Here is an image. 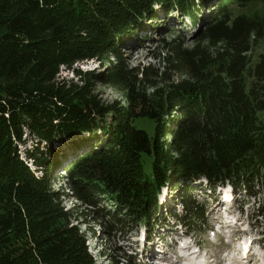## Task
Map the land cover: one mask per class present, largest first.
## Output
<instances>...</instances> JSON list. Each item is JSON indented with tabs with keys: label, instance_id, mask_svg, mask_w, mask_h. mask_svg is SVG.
Returning a JSON list of instances; mask_svg holds the SVG:
<instances>
[{
	"label": "trees",
	"instance_id": "obj_1",
	"mask_svg": "<svg viewBox=\"0 0 264 264\" xmlns=\"http://www.w3.org/2000/svg\"><path fill=\"white\" fill-rule=\"evenodd\" d=\"M252 1L0 0V264H99L73 220L136 218L152 233L167 224L165 188L183 206L166 213L190 229L209 220L193 192L227 184L260 195L263 215L264 53L255 64L251 53L264 16L232 9ZM156 35L159 66H131L125 52ZM110 57L106 73L74 68ZM62 66L78 79H58ZM98 83L127 103L104 101ZM138 118L155 123L152 135ZM60 169L81 207L66 208L67 191L54 188Z\"/></svg>",
	"mask_w": 264,
	"mask_h": 264
},
{
	"label": "rangeland",
	"instance_id": "obj_2",
	"mask_svg": "<svg viewBox=\"0 0 264 264\" xmlns=\"http://www.w3.org/2000/svg\"><path fill=\"white\" fill-rule=\"evenodd\" d=\"M232 9L235 10L236 15L247 14L260 17L264 16V1H252L245 6L233 5ZM174 23L173 27L177 28V25H174ZM155 24L161 23L156 22ZM183 26H186L185 28L188 29L189 34L196 31V27L193 25L191 19L185 20ZM178 27H181V25ZM166 30L168 32L170 29L167 28ZM178 33L179 29H173L167 36H177ZM159 38L160 35H156L149 43L146 42L144 47L137 45L135 42V47L133 46L131 50L125 52L126 61L131 66H145L151 63L155 67H158L159 61L156 57L159 54H162V56L164 54L162 46L159 47L158 43L155 42ZM261 53H264V37L259 40L251 53L253 64L257 63ZM114 62V57L104 59L94 58L80 61L74 65V68H79L83 71L93 70L98 73H106ZM63 77L78 79L73 69L66 66L61 67L58 79H62ZM96 90L99 96L106 102L117 100L121 103H127L125 93L112 84L98 83ZM136 125L146 129L150 135L154 133L155 123L152 120L138 118ZM84 144L83 141L79 142V146ZM26 147H32L30 139L27 140L25 145H20L23 156ZM39 174L41 173L39 172ZM64 174L63 169H60L58 174L55 175L56 182L54 183V188L59 189L63 187L67 191V195L63 199V204L66 208L81 207L79 201L72 196V191H69L65 178H62ZM200 181L205 183L206 180L201 179ZM226 186L228 184L224 185V187H218L208 197H205L198 190L193 192L199 201L208 200L207 209L209 215L208 225L200 227V223L196 222L194 223L196 226L194 229H190L188 226L190 222L181 225L176 223L175 218L166 213V209L171 210V207H176L179 213L183 211V206L181 204L175 205L171 193H168L166 188L159 194L158 199L159 203L163 201L162 205L164 206L163 211L165 213H161L160 216H162L163 222H167V224L164 227H154L152 233L151 230H147L143 221L136 218L132 221L131 218H125L124 224L118 226H100L99 224L92 223L93 217L92 215H88L83 219H79V221L73 220V223H76L82 232L86 234L89 252L99 264H131L127 259V255H133L138 264H144V261L141 259L144 253L147 254L152 251L159 253L156 244L161 245L160 250L167 251L165 256L163 253L158 255L170 261L175 260L176 262L173 264H218L222 257L224 259L228 257L225 259V264H264V208L262 209L263 215L256 216L257 206L262 197L258 195L256 197L241 198V195H235L232 189L230 187L226 188ZM222 187L223 189H221ZM232 196L234 197V207L227 210L222 205H224L225 199L229 200ZM220 201L221 203L218 205ZM85 207L87 208H82L85 212H89V210L94 212L97 209L91 206H89V209L88 206ZM99 210L106 213V209L104 211L102 207ZM225 217L227 218L226 221L236 220V217H239L241 221L234 226V221L226 222L223 219ZM229 224L231 225L229 226ZM210 229H213L214 232L210 231ZM93 230L95 233H93ZM243 245L247 246L250 255L247 262L243 258L246 254L242 250ZM223 253L226 254L224 255Z\"/></svg>",
	"mask_w": 264,
	"mask_h": 264
},
{
	"label": "bare ground",
	"instance_id": "obj_3",
	"mask_svg": "<svg viewBox=\"0 0 264 264\" xmlns=\"http://www.w3.org/2000/svg\"><path fill=\"white\" fill-rule=\"evenodd\" d=\"M220 203H221V201L218 203V205H220ZM230 215V214H229ZM234 223V222H233ZM231 224H229V226H230ZM247 254H248V252H247ZM166 254H164V256H165ZM164 258V257H163ZM185 258V257H184ZM180 260V259H179ZM157 261H160L159 262V264H173V263H175V262H173V261H170V260H168L167 258L166 259H160V260H157ZM164 262H166V263H164Z\"/></svg>",
	"mask_w": 264,
	"mask_h": 264
}]
</instances>
